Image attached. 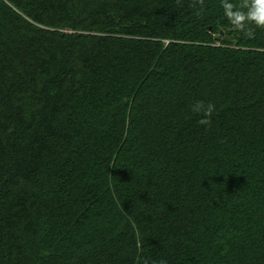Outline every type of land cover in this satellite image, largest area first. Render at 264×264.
<instances>
[{"label": "trees", "instance_id": "16d2710c", "mask_svg": "<svg viewBox=\"0 0 264 264\" xmlns=\"http://www.w3.org/2000/svg\"><path fill=\"white\" fill-rule=\"evenodd\" d=\"M246 28L222 0H0V264H264Z\"/></svg>", "mask_w": 264, "mask_h": 264}, {"label": "clouds", "instance_id": "9594fccd", "mask_svg": "<svg viewBox=\"0 0 264 264\" xmlns=\"http://www.w3.org/2000/svg\"><path fill=\"white\" fill-rule=\"evenodd\" d=\"M222 7L224 9V15L231 21V23L238 29L244 32L248 37L252 36V33L247 30L246 22H255L257 26L264 27V15H259L256 9H264V0H252L250 10L247 13L233 11L234 5L229 3L228 0H222ZM204 111L205 116H210L214 110V105L209 104L205 108L203 102H197L194 106V111ZM207 119L201 120V124H207Z\"/></svg>", "mask_w": 264, "mask_h": 264}, {"label": "water", "instance_id": "95a60500", "mask_svg": "<svg viewBox=\"0 0 264 264\" xmlns=\"http://www.w3.org/2000/svg\"><path fill=\"white\" fill-rule=\"evenodd\" d=\"M223 33V31H220V34H222Z\"/></svg>", "mask_w": 264, "mask_h": 264}]
</instances>
